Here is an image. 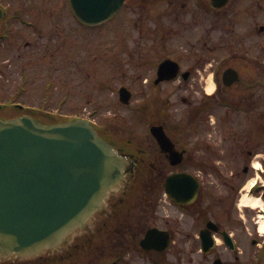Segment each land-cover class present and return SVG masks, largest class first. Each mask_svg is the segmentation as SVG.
<instances>
[{
  "label": "flooded vegetation",
  "instance_id": "flooded-vegetation-1",
  "mask_svg": "<svg viewBox=\"0 0 264 264\" xmlns=\"http://www.w3.org/2000/svg\"><path fill=\"white\" fill-rule=\"evenodd\" d=\"M27 2L0 0L1 72L15 66L22 55L42 54L48 47L49 37L43 32L48 9L40 7V0ZM67 3L70 18L75 19ZM121 10L134 20L139 33L160 40L167 37L156 36V20L173 21L170 38L179 32L177 21H185L182 29L190 36L202 32V45L196 47L188 38L190 46L180 49L193 55L192 63L183 70L176 60L177 77L158 83V66L168 57L156 60L146 55L177 47L140 48V65L150 71V79L145 74L140 79L143 87L152 88L147 94L141 90L139 106L148 142L143 139L133 149L127 140L121 146L134 153L131 159L137 165L141 211L151 210L158 220L149 228L168 232L169 241L164 250L141 248L139 241L149 228L140 229L142 236L136 241L137 228L122 221L124 210L119 208L111 220L99 222L98 234L108 239L107 247L103 246L108 255L99 258L100 264H137V260L145 264H260L264 157L258 159L257 154L264 150V0H228L223 7H214L211 0H125ZM50 17L59 29L63 15ZM176 82L175 91L164 89ZM182 85L189 94L181 98L187 107L186 120L173 122L169 109L175 107ZM153 127L159 139L151 133ZM245 197L260 205H245ZM115 239H120V245L111 244ZM157 240L162 246L160 237ZM96 246L93 240L80 239L75 264H95L98 257L92 260L89 255Z\"/></svg>",
  "mask_w": 264,
  "mask_h": 264
},
{
  "label": "water",
  "instance_id": "water-1",
  "mask_svg": "<svg viewBox=\"0 0 264 264\" xmlns=\"http://www.w3.org/2000/svg\"><path fill=\"white\" fill-rule=\"evenodd\" d=\"M123 1L70 5L83 24L98 25ZM211 1L218 7L228 0ZM177 71L174 61H163L157 82L173 79ZM130 98L121 88L120 101L128 104ZM153 134L159 139L154 129ZM135 171L134 162L84 120L48 125L29 116L0 118V262L60 254L79 235L92 234L95 216L110 215L111 203L126 193ZM157 233L148 230L141 245L152 247Z\"/></svg>",
  "mask_w": 264,
  "mask_h": 264
},
{
  "label": "rangeland",
  "instance_id": "rangeland-1",
  "mask_svg": "<svg viewBox=\"0 0 264 264\" xmlns=\"http://www.w3.org/2000/svg\"><path fill=\"white\" fill-rule=\"evenodd\" d=\"M24 1L25 4H29L27 0ZM40 1V7H46L49 14L43 16V32L49 37L48 47L41 51L42 54L32 55L35 52L24 54L17 58L15 66L13 64L9 70L0 71V85L2 86L3 82L6 84L2 89L0 88V100L7 101L13 96L16 101L22 102V105L48 107L51 114L48 118L38 116L44 121L56 122L60 121L62 116L67 117L74 114L91 119L100 127L102 126L101 134H110L114 140L119 142L130 140L132 148L133 145L138 146L144 142L143 139L148 142L145 124L139 118V106L142 100L141 90H145L147 94L152 88L150 85L143 87L140 79L143 74L146 75L144 77L150 79V71L147 70V67L144 68L140 65V48L177 47L176 51L168 49L161 52L162 54L146 56L156 60L170 57L183 64L184 70L187 65L192 63L193 55L182 51L180 47L190 46L189 42H192L196 47H201L202 32L190 36L189 31L185 32L182 29V24L184 25L185 21L178 20L176 27L179 32L170 38L169 27L172 26L173 21L163 19L156 20L158 26L156 36L161 37L160 33L166 34V39H155L153 34L144 36L139 33L138 28L134 27V20L127 18L125 10H121L111 21L102 25L84 28L70 18L67 0ZM58 13L63 15L59 29L55 27L58 22L50 17V15ZM32 14L42 16L39 13L33 12ZM148 24L153 26L152 21ZM188 38L189 42H187ZM197 41L200 42L197 43ZM27 51L29 50L27 49ZM3 55L5 54L1 56ZM32 58L33 62H31ZM24 72H28L29 75L26 91L15 97ZM6 78L9 79L8 82L2 81ZM177 84L178 82L172 86H165L164 89L173 92ZM120 86H125L132 93V100L127 106H123L118 101ZM42 87L48 89V95L45 94L47 96L44 99H42L44 93ZM180 89L176 92L175 107L169 109L173 122L176 119L186 120L187 107L183 105L181 98H188L189 94L183 85ZM62 94L68 95L65 103L62 101ZM2 115L10 116L4 113ZM146 121L150 123V119H146ZM260 151L257 154L260 156L258 159L264 157V150ZM141 206L142 203L139 202L136 192L128 196V203L125 207L128 214L124 222L137 228L135 231L136 241L142 236L139 234L140 229L149 228L158 222L151 210L144 214L141 211ZM111 244L120 245V239H115ZM106 247L101 248L97 245L89 258L94 260L98 257L95 264H100L99 258L108 255ZM125 253V255H135L134 252ZM137 264H145V262L141 263L137 260Z\"/></svg>",
  "mask_w": 264,
  "mask_h": 264
},
{
  "label": "bare ground",
  "instance_id": "bare-ground-1",
  "mask_svg": "<svg viewBox=\"0 0 264 264\" xmlns=\"http://www.w3.org/2000/svg\"><path fill=\"white\" fill-rule=\"evenodd\" d=\"M243 201H244V204L245 205H248L250 207H255L257 205H260V202L258 200H256V199H253V198H247V197H245L243 199ZM260 226H261V230L263 231L264 230V222H261V225Z\"/></svg>",
  "mask_w": 264,
  "mask_h": 264
}]
</instances>
